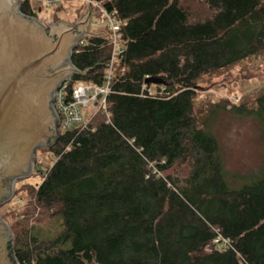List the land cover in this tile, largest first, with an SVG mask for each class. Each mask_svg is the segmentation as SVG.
Instances as JSON below:
<instances>
[{"label": "trees", "instance_id": "obj_1", "mask_svg": "<svg viewBox=\"0 0 264 264\" xmlns=\"http://www.w3.org/2000/svg\"><path fill=\"white\" fill-rule=\"evenodd\" d=\"M121 23L107 113L64 131L35 167L29 211L11 225L19 264H264V170L229 187L219 143L195 113L200 79L264 53V0H97ZM22 12L36 16L31 0ZM112 46L89 35L76 81L104 82ZM163 83L147 84L148 78ZM156 89L154 91L153 89ZM264 116V94L255 108ZM41 159L39 156H37ZM38 216L36 217V212ZM25 218V219H24ZM44 220L55 235L38 232ZM216 240L224 246L217 249Z\"/></svg>", "mask_w": 264, "mask_h": 264}, {"label": "water", "instance_id": "obj_2", "mask_svg": "<svg viewBox=\"0 0 264 264\" xmlns=\"http://www.w3.org/2000/svg\"><path fill=\"white\" fill-rule=\"evenodd\" d=\"M93 1L75 24L47 26L22 12L24 0H0V207L13 199L18 181L33 175L37 152L61 135L54 97L63 83L85 74L72 55L91 34ZM13 241L11 227L0 217V264H19Z\"/></svg>", "mask_w": 264, "mask_h": 264}, {"label": "rangeland", "instance_id": "obj_3", "mask_svg": "<svg viewBox=\"0 0 264 264\" xmlns=\"http://www.w3.org/2000/svg\"><path fill=\"white\" fill-rule=\"evenodd\" d=\"M31 0V8L47 26L61 22L75 24L89 10L91 0ZM196 9L204 10V0H188ZM98 3V1H97ZM94 4L90 35L109 34V23ZM156 91V89H153ZM195 113L205 130L219 143L226 181L230 188L240 189L257 181L264 170V116L239 112L238 107L254 109L264 94V53L247 58L217 73L203 76L198 82ZM44 169L56 157L47 149L38 151ZM42 176L32 175L17 182L13 199L0 207V217L9 226L18 224L29 211V188L39 185ZM38 216V211L36 212ZM25 219V218H24ZM12 229V227H11ZM59 230V223L44 220L40 235L49 237ZM13 231V229H12ZM14 233V231H13ZM15 240V234H14Z\"/></svg>", "mask_w": 264, "mask_h": 264}, {"label": "built area", "instance_id": "obj_4", "mask_svg": "<svg viewBox=\"0 0 264 264\" xmlns=\"http://www.w3.org/2000/svg\"><path fill=\"white\" fill-rule=\"evenodd\" d=\"M61 0H52L50 3L58 4ZM97 3V1H95ZM97 8L100 10L102 17L106 18L109 23V34L100 35L109 39L112 46V57L109 63V68L104 76V82L99 85L93 82L76 81L72 83V79L66 81L56 91L54 97V108L59 117V130L62 134L64 131L73 129H86L93 117L100 111L104 110L108 117L107 98L111 92L112 75L115 60L120 55L123 49V40L120 32L121 23L116 20L113 14L106 12L98 3ZM82 43V42H81ZM80 43V44H81ZM42 163V160L37 157V164ZM217 249H222L224 246L220 240H216Z\"/></svg>", "mask_w": 264, "mask_h": 264}, {"label": "flooded vegetation", "instance_id": "obj_5", "mask_svg": "<svg viewBox=\"0 0 264 264\" xmlns=\"http://www.w3.org/2000/svg\"><path fill=\"white\" fill-rule=\"evenodd\" d=\"M37 156H38V152H37ZM37 156H36V159H35V167H36V165H37ZM35 167H34V173H33V175H35ZM17 184V183H16Z\"/></svg>", "mask_w": 264, "mask_h": 264}]
</instances>
